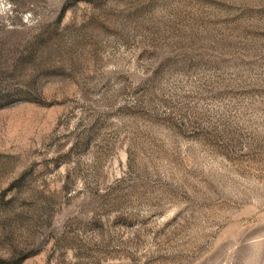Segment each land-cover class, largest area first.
Masks as SVG:
<instances>
[{"label":"rangeland","instance_id":"obj_1","mask_svg":"<svg viewBox=\"0 0 264 264\" xmlns=\"http://www.w3.org/2000/svg\"><path fill=\"white\" fill-rule=\"evenodd\" d=\"M0 264H264V0H0Z\"/></svg>","mask_w":264,"mask_h":264}]
</instances>
